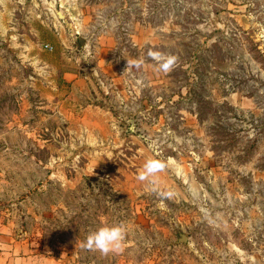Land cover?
<instances>
[{
  "label": "rangeland",
  "instance_id": "obj_1",
  "mask_svg": "<svg viewBox=\"0 0 264 264\" xmlns=\"http://www.w3.org/2000/svg\"><path fill=\"white\" fill-rule=\"evenodd\" d=\"M0 219L57 264H264V0H0Z\"/></svg>",
  "mask_w": 264,
  "mask_h": 264
},
{
  "label": "clouds",
  "instance_id": "obj_2",
  "mask_svg": "<svg viewBox=\"0 0 264 264\" xmlns=\"http://www.w3.org/2000/svg\"><path fill=\"white\" fill-rule=\"evenodd\" d=\"M148 57L154 62L155 70L157 72L168 73L172 70L176 58L172 55L164 54L160 51L149 48L147 52ZM142 61L127 60V68L135 67L140 69ZM167 165L159 159H148L142 169L139 171L137 179L141 182L147 181L151 186V190L156 192L157 197L161 200L170 199L174 196L172 191H160L157 188L158 176L165 171ZM126 240V228L123 224L116 226H103L98 230L90 233L84 241L82 247L89 251H98L103 255L110 253H120L124 250Z\"/></svg>",
  "mask_w": 264,
  "mask_h": 264
},
{
  "label": "crops",
  "instance_id": "obj_3",
  "mask_svg": "<svg viewBox=\"0 0 264 264\" xmlns=\"http://www.w3.org/2000/svg\"><path fill=\"white\" fill-rule=\"evenodd\" d=\"M72 81V79H69ZM9 222L0 219V264H57L50 254H41L38 246L30 241H20L14 237Z\"/></svg>",
  "mask_w": 264,
  "mask_h": 264
},
{
  "label": "built area",
  "instance_id": "obj_4",
  "mask_svg": "<svg viewBox=\"0 0 264 264\" xmlns=\"http://www.w3.org/2000/svg\"><path fill=\"white\" fill-rule=\"evenodd\" d=\"M48 46V45H47Z\"/></svg>",
  "mask_w": 264,
  "mask_h": 264
}]
</instances>
